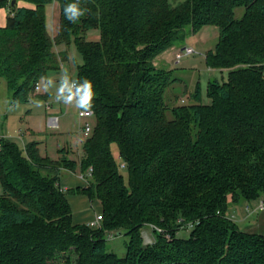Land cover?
Instances as JSON below:
<instances>
[{"label":"trees","instance_id":"obj_1","mask_svg":"<svg viewBox=\"0 0 264 264\" xmlns=\"http://www.w3.org/2000/svg\"><path fill=\"white\" fill-rule=\"evenodd\" d=\"M12 1L0 27V77L12 102L29 103L75 46V80L93 84L96 125L78 160L65 148L58 159L43 155L39 141L20 148L1 140L0 264H264V236L228 215L264 194V0ZM54 1L61 16L53 38L46 9ZM71 4L83 12L75 23L65 15ZM206 26L219 29L206 64L228 69V79H209V104L200 82L191 102L184 90L180 104H169L166 93L182 78L154 60ZM92 30L99 39L88 38ZM90 168L85 185L62 187V169L87 176ZM71 191L101 204L100 227L75 223ZM145 226L157 228L152 243ZM188 228L189 237L178 236ZM122 231L124 257L107 248Z\"/></svg>","mask_w":264,"mask_h":264},{"label":"rangeland","instance_id":"obj_2","mask_svg":"<svg viewBox=\"0 0 264 264\" xmlns=\"http://www.w3.org/2000/svg\"><path fill=\"white\" fill-rule=\"evenodd\" d=\"M181 1L184 0H172V3L173 5H176ZM6 7L8 8V10L10 9L8 7V4L6 5ZM243 12L244 8L242 7L236 9V15L238 17L242 16ZM97 31L98 30L90 31L88 38L96 40V38L99 37V31ZM218 37V27L208 26L206 27V29L203 28L197 33L189 35L185 39V45H189L194 48L196 53L184 56L180 60L178 66H176L175 68L174 65H168V67L170 66L172 69H176L174 77H181L183 79L182 83L176 85L174 89H171L166 93V99L169 104H180L181 97L184 95V90L187 91V95L185 97L183 96L185 103L191 102L192 99H190L189 94H192L193 90L196 88L197 82H200L199 72L202 73L208 70L205 57L206 51L210 48L213 49L215 47L218 42ZM63 48V46L60 47L61 50ZM168 49L170 52L172 51V53L165 54V59L171 61L170 57H172V59L176 58L174 56V51L177 48L171 49L170 47ZM69 51V61L64 63L62 70L58 72L50 71L48 73V78L51 80H55V82H57L58 84L61 77L64 75V70L65 73L68 74L70 79L74 80L78 76L77 64L82 63L81 56L75 46H72ZM163 63V58L159 55L154 60V64L158 67H160ZM175 63L177 62L175 61ZM192 67H197V69H192ZM45 84L46 80H42L40 82V87H44ZM192 86L193 89H191ZM171 95L173 97V100H171ZM176 95L179 96V98H177V101L175 100ZM55 96H57V94H55ZM11 97V92L8 89L5 78L0 77V133H3L5 135L9 134V136L11 137L7 140L16 143L20 148H23V142L16 137L19 135V130L21 129L24 134V140L26 142L25 145L29 144L33 140H37L40 142V151L52 158H58L61 154L60 151L63 148L68 151L71 159L78 160L80 158V155L82 154L81 145L84 141L81 130L87 122L94 127L96 125L95 117L80 119V109L76 107L75 102L71 104L64 102L63 111L59 109L53 111L60 116L59 127L53 129L48 127L47 125L48 113L46 111L45 103L38 100L35 95L32 97V101L29 103H13ZM65 108L67 110H65ZM30 114L32 115V117L29 116ZM29 127H32L35 130V136H31L29 134ZM114 156L121 167H123V173L125 174L126 178H128L127 170L124 167L123 161L116 149L114 150ZM76 173H80V171L77 170ZM96 204H98V202H94L93 206L90 207V213L96 212L98 214H101L102 210H98ZM98 214H96V216ZM142 232L144 242L146 244L152 243L155 240L156 235L152 226H145ZM189 235L190 228L180 230V232L178 233V236L183 238H187L189 237ZM128 243L129 236L125 231H122L121 234H111L107 237L108 250L115 252L120 257H124L126 255Z\"/></svg>","mask_w":264,"mask_h":264},{"label":"crops","instance_id":"obj_3","mask_svg":"<svg viewBox=\"0 0 264 264\" xmlns=\"http://www.w3.org/2000/svg\"><path fill=\"white\" fill-rule=\"evenodd\" d=\"M9 2H10V0H0V27H5L7 24V18H8L9 10L6 7V5ZM18 6H20V7H33L32 4L24 2V1H18ZM46 15H47L48 32L54 38L57 36V34L59 32V28H60V16H61L60 3L57 1H54L53 3H50L49 5H47ZM206 27H208V26H206ZM206 27H203V28L206 29ZM99 37H97V38L99 39ZM188 46L189 45H184V47L175 46V47H171V49L177 48L176 50H178V49H183V48L188 47ZM189 47H191V46H189ZM58 48H59V50H58ZM56 49H57V51L61 50L60 47H58V46ZM209 50H211V48L208 49L207 51H209ZM167 53L170 54V53H172V51L170 52L169 49H167V50H165L159 54V56H161L163 58V61H164V63L161 64L160 67L172 69L170 67L171 65H174V68L176 66H178L180 61H178L176 58L172 59V57H170L171 61H168L167 59H165V54H167ZM175 61L177 63H175ZM168 65H170V66L168 67ZM63 66H64V64L62 65V67ZM192 69H197V67H192ZM60 70H62V68ZM60 70H58V71H60ZM58 71H56V72H58ZM64 73H65V70H64ZM228 73H229L228 69H212L209 67H208V70H206L202 73L199 72V75H200L199 80L201 83L200 85H201V93H202L203 103L209 104L211 102V100L207 96V87H208L209 79L214 76L217 79H219L220 82H226L228 79ZM48 80H49V78L47 76L46 84H47ZM52 81L55 82V80H52ZM182 82H183V79H182ZM46 84L42 88L40 87V84H38V88H36V93L34 95L41 102H44V103H45V101L53 102V99L57 98V96H55V94H57V87L59 86V84L57 82H55V86L51 87V88H46ZM191 89H193V86L191 87ZM31 101H32V98L30 99L29 102H31ZM63 104H64V102L61 100H58L56 103H53L52 108L50 110L46 109V111L48 113L47 117L50 113L56 114L53 111H56L57 109L63 111L64 110ZM45 107H46V105H45ZM65 110H67V109L65 108ZM29 116L32 117L31 114ZM59 118H60V116H59ZM28 132L31 136L36 135V132L32 127H29ZM1 134L5 136V139H9L11 137V136H9V134H6V135L3 133H1ZM16 135H17V133H16ZM16 137L23 142V145L25 147L26 142L24 140V134H23L21 129L19 130V135ZM33 141H37V140H33ZM39 148H40V145H39ZM42 154L47 155L44 153H42ZM59 157H60V155H59ZM58 158H52V159H58ZM86 183H87V180L82 179L80 173L73 172L69 169H62V171H61V185L66 190H70V189L75 190L77 187L83 186ZM2 192H3V189H2V186H0V195L2 194ZM67 197H68V200L70 202V205H71L73 213H74L75 223H79V224L86 223V224H88L90 221L94 220V218L96 217V214H98V213H96V212L90 213L91 211L89 209H90V207L93 206L94 202L90 201L86 195L75 192V191H71L67 195ZM261 203L264 204V194L262 197H260L258 199H253L249 202L241 203L239 205H231L229 212H228V215L234 222L237 223V225L242 230L247 231V232L257 233V234L264 236V205H263V207H261ZM96 205H97L98 210H102L101 204L99 202Z\"/></svg>","mask_w":264,"mask_h":264},{"label":"clouds","instance_id":"obj_4","mask_svg":"<svg viewBox=\"0 0 264 264\" xmlns=\"http://www.w3.org/2000/svg\"><path fill=\"white\" fill-rule=\"evenodd\" d=\"M65 15L69 21L75 23L83 15V12L77 4H71L65 7ZM54 86L55 82L49 79L46 88ZM94 96L93 84L90 80L85 79L81 83L70 79L67 73L61 77L57 87L58 100L69 104L75 102L77 108L83 109L84 112H90L93 107Z\"/></svg>","mask_w":264,"mask_h":264},{"label":"built area","instance_id":"obj_5","mask_svg":"<svg viewBox=\"0 0 264 264\" xmlns=\"http://www.w3.org/2000/svg\"><path fill=\"white\" fill-rule=\"evenodd\" d=\"M194 53H196L195 49L188 46V47H185L183 49L176 50L174 52V55H175L176 59L178 61H180L184 56L192 55ZM37 88H38V86H37ZM57 101H58L57 98H54L53 99V102L45 101L46 109L47 110H50L52 108V104L53 103H56ZM79 117L81 119L92 118V117H94V111L91 109L90 112H84L83 109H80V111H79ZM59 123H60L59 115L52 114V113H50L48 115V117H47V125H48V127L53 128V129L58 128L59 127ZM92 130H93V126L90 123H88V122L85 123V126L81 130V133H82V136L84 137V139H87V138L90 137V135L92 133ZM3 139H5V136L0 133V142ZM91 172H92V168H90V173L87 174V176H85V175L82 174L81 175V178L84 179V180H87V177H89L91 175ZM263 205L264 204L261 203V207H263ZM102 220H103V216L101 214H98L94 218V220H92V221H90L88 223V225L90 227H100V224H101ZM152 227L155 228L154 226H152ZM155 229H157V228H155Z\"/></svg>","mask_w":264,"mask_h":264},{"label":"water","instance_id":"obj_6","mask_svg":"<svg viewBox=\"0 0 264 264\" xmlns=\"http://www.w3.org/2000/svg\"><path fill=\"white\" fill-rule=\"evenodd\" d=\"M16 3H17V0H13V1H12V5H13V6L16 5Z\"/></svg>","mask_w":264,"mask_h":264}]
</instances>
